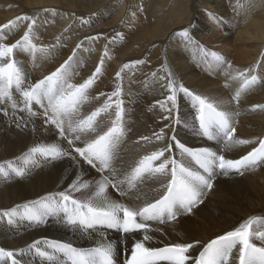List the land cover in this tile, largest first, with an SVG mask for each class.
Returning a JSON list of instances; mask_svg holds the SVG:
<instances>
[{
  "label": "bare ground",
  "instance_id": "bare-ground-1",
  "mask_svg": "<svg viewBox=\"0 0 264 264\" xmlns=\"http://www.w3.org/2000/svg\"><path fill=\"white\" fill-rule=\"evenodd\" d=\"M23 15L37 17L34 42L53 46L48 55L38 54L35 62L27 52L16 54L31 82L54 71L76 49L74 83L87 79L103 57L101 73L89 90L88 101L80 108L82 115L101 106L117 85L122 86L120 98L124 101L129 131L117 150L114 166L118 170H127L139 156L165 147L173 135L172 129L186 146L209 147L228 159L246 154L257 146L259 138H264V107H254L264 106V0H0V25ZM27 23L18 21L11 31H4L5 42L18 39ZM184 29L188 30L190 39L181 34ZM87 37L97 38L89 40ZM211 52L223 56L233 69L254 68L253 74L261 78L260 83L242 92L238 104L232 101L230 105V109L238 113L233 125L237 137L254 141L232 151H223L220 141H209L198 134L192 126L194 109L182 94L178 97L179 126L174 123L175 111L172 119L166 120L163 117L168 113L156 104L164 101L168 94L163 86L165 82L159 79L165 75V63L174 79L192 92L225 103L232 100L239 83L228 81L225 73L233 69H228L226 63L218 65ZM134 61L143 63L131 64L118 81L115 73L125 63ZM153 73L157 75L153 77ZM34 111L38 115L30 116L27 112L13 110L10 105H0V162L15 161L39 143H59L66 151L72 150L66 140L60 139L54 126L44 124L43 110L34 107ZM113 118L114 115L102 116V129L106 130ZM161 128H165L164 140L152 139L148 144L140 140L144 136L152 138ZM74 146L83 144L77 141ZM173 155L179 159V150L173 148ZM77 161L64 157L32 167L23 177L13 175L7 180L0 177V210L64 191L78 174L87 181L100 178L97 169L78 156ZM163 182L149 180L139 190L152 196V190ZM109 196L132 203L112 188H109ZM253 216L264 217V164L244 170L242 175L235 172L223 175L218 171L213 187L190 213L178 215L175 221L165 224L151 223L154 230L149 235L153 239L148 243L152 247L194 241L203 244ZM256 226L262 228L264 222ZM103 231L115 245V264H125L132 243L144 235L143 232L124 235L117 230ZM98 239L95 235L89 238L74 233L59 216L48 217L39 225L27 221L8 225L6 220H0V247L9 250L26 248L37 240L70 242L79 248H89L95 246ZM40 247L46 245L41 243ZM190 251L196 256L200 248ZM18 258L24 264H45L34 252Z\"/></svg>",
  "mask_w": 264,
  "mask_h": 264
},
{
  "label": "snow or ice",
  "instance_id": "snow-or-ice-1",
  "mask_svg": "<svg viewBox=\"0 0 264 264\" xmlns=\"http://www.w3.org/2000/svg\"><path fill=\"white\" fill-rule=\"evenodd\" d=\"M18 21L28 22L26 30L14 42H5L7 37L3 32L11 31ZM36 25L37 17L29 15L18 16L15 20L0 25V105H10L13 110L27 112L30 116L38 115L34 107L43 110L44 124L54 126L60 139L66 140L72 150L66 151L59 143L36 144L15 161L0 162V177L5 180L13 175L23 177L32 167H38L44 162L64 157L77 161V156L97 169L101 175L98 180L87 181L78 174L64 191L49 193L36 200L0 210V220H6L8 225L22 221L39 225L48 217L59 216L74 233L79 232L89 238L95 235L99 239L95 246L89 248H79L70 242L55 240H37L18 250L0 247V264H24L18 257L32 252L42 258L45 264H115V245L107 239L104 229L117 230L124 235L144 233L142 239L132 243L131 254L126 257L125 264H264V227L256 226L259 222H264V217H249L232 230L203 244L194 241L152 247L148 243L153 239L149 235L154 230L151 223L165 224L175 221L178 215L190 213L197 204L202 203L206 191L213 187L218 171L223 175H228L229 172L242 175L244 170L264 164V138H259L257 146L246 154L237 159H228L209 147L186 146L177 139L175 130L172 129L173 135L165 147L139 156L127 170H118L114 166L117 150L129 131L125 122L124 101L120 98L122 86L117 85L101 106L88 115H82L80 108L88 101L89 90L101 73L103 57L87 79L82 83H74L76 49L54 71L31 82L16 59V54L27 52L35 62L38 54L46 56L53 47L34 42ZM181 34L190 39L187 29ZM80 47V44L76 46L77 49ZM210 55L218 65L226 63L228 69H233V65L225 61L223 56L216 52H211ZM139 63L143 62L125 63L115 73L117 80H122V73L131 64ZM163 71L165 75L159 79L165 82L163 86L168 94L164 101H157L156 104L168 113L164 119H172L175 111L174 123L180 125L178 97L182 94L194 109L192 126L199 135L209 141H220L223 151H232L254 142L237 137L236 127L233 125L238 113L230 109L232 101L239 103L242 92L261 82V78L253 74L254 68L233 69L225 73L228 81L239 83L228 103L196 94L184 87L174 79L166 63ZM152 75L155 77L157 74ZM106 115H114V118L104 130L101 118ZM165 128H171V125H165ZM165 128L153 133L152 138L144 136L140 140L145 144L151 143L152 139L164 140ZM77 141L82 142L83 146L75 147ZM173 148L179 150V159L173 155ZM149 180L164 181L158 189L152 190V196L139 190ZM109 188L119 191L132 203L111 199ZM256 241L260 242L259 245ZM41 243L46 247L41 248ZM196 247L200 251L193 256L190 250Z\"/></svg>",
  "mask_w": 264,
  "mask_h": 264
},
{
  "label": "rangeland",
  "instance_id": "rangeland-1",
  "mask_svg": "<svg viewBox=\"0 0 264 264\" xmlns=\"http://www.w3.org/2000/svg\"><path fill=\"white\" fill-rule=\"evenodd\" d=\"M206 20H207L208 22L210 21V19H209V18H207Z\"/></svg>",
  "mask_w": 264,
  "mask_h": 264
}]
</instances>
